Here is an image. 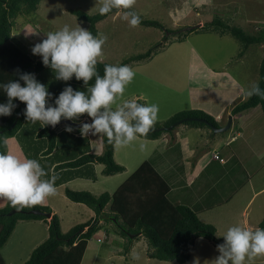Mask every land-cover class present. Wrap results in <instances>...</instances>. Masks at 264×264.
<instances>
[{"label":"rangeland","instance_id":"374dc122","mask_svg":"<svg viewBox=\"0 0 264 264\" xmlns=\"http://www.w3.org/2000/svg\"><path fill=\"white\" fill-rule=\"evenodd\" d=\"M203 2L211 3L209 9L205 7L202 10L199 9L203 7ZM239 2L240 4L235 3V8L230 9L229 6L226 7L223 4L222 0H135L133 11L143 19L160 22L165 29L175 32L172 34L158 28L141 25L133 27L124 18V10L114 9L109 16L97 24V35L107 36L103 45V56L98 58V62L118 65L123 59L143 54L158 44L161 45V48L150 59L136 61L129 65L135 72V76L126 86L124 95L111 105L112 109L115 110L126 100H136L143 104H157L159 106L158 119H160L163 114L166 117L168 108L172 107L173 109L174 107L176 110L187 108L185 104L187 103L188 85L191 81L190 76L194 75L191 64L194 63L192 58L196 54L211 68L212 72H219L220 66L227 63L225 71L230 73V76L243 87L242 97L246 99L245 89L253 83H257L259 79V66L263 58L264 44H259L263 45L262 48L258 44H251L243 55L238 57L242 45L229 34L222 38L219 32L201 30L187 34L184 41L178 42L181 37L180 33L188 29L199 30L205 22L216 18L222 20L225 13L230 10L236 14L240 11L244 21H250L243 26L234 18L223 19L224 21L232 26L241 27L247 34L256 35L260 30L259 26H263L258 21L264 20V0H250L247 7H244V0H239ZM102 3L103 0H41L33 15L25 18L17 17L16 24L11 31L10 41L25 51L33 60L40 59L41 57L34 55L31 49L35 43L46 38L47 32L59 30L65 24L73 28L80 25L88 30V23L78 20L68 12L69 9H78L93 15L99 13ZM253 4L257 6L253 7ZM251 7H253L250 10L251 14L256 17H252L247 11ZM197 15L200 16L197 17ZM202 16L204 18H201ZM28 18L31 19L29 22ZM199 24L203 25L197 26ZM165 37L167 40H164ZM139 93L142 94L140 98ZM258 108L256 114L252 113L253 116L251 114L249 117L245 116L239 120L242 124L243 139L237 138V141L230 146L226 143L236 133L234 126L226 132L209 134L215 135L219 141L221 140L219 144L216 143L218 146L214 149L221 158L225 159L231 153H235L237 156L236 160L230 158L229 162L222 167L214 162L210 170L207 171L208 173L212 172L209 174L210 179L219 178L221 181H225L224 184L219 185L225 195L236 193L229 203L223 204L217 209L218 216H215L219 218V221L226 220L230 226L240 225L237 220L241 221L244 217L249 220V225L258 227V223L264 219V190L253 197L246 208V213L240 214L254 192L264 188V115ZM249 110H246L245 113ZM86 119H89L88 123H91L92 118L88 117L86 113L74 122H82ZM161 122L163 121H156V123ZM66 125L58 126L57 130L65 129ZM154 128L163 127L154 126ZM102 136L103 133L97 135L98 142L96 146H93L94 153H101L103 150ZM141 144L145 145L143 149L140 147ZM149 149H151V143L139 141V137L126 146L114 144V160L124 166L125 171L113 176H105L101 173L103 166L95 164L96 181L83 178L74 179L67 185L56 187V194L47 197L45 202L38 206L49 207L54 211V214L59 218L61 232L67 233L76 225L87 222L90 218L94 219L95 213L84 205L71 202L63 194V189L68 187L74 191H87L95 196L104 192L112 193L138 168L142 161L146 160ZM231 150H235V152H231ZM6 152L21 158L24 157L14 138L7 139ZM166 163L168 165V159L160 166L158 172L167 181L183 178L185 171L183 161L178 159L174 163L176 165H171L172 175H170L171 167H166ZM168 171L170 174L167 173ZM222 174H226V177ZM204 176L207 175L205 174L199 179L200 185L208 181ZM180 184V182L175 183L176 191L169 195L168 199L172 203H176V199L179 198L186 205L190 202V197L185 193V190H178ZM7 202L6 199H0V208L5 207ZM103 211L104 213L108 211V205ZM210 213L212 211L206 214ZM200 217L202 222L207 219L210 222L215 220L211 216L204 218L201 215ZM99 224V229L87 242L80 264H177L155 259L146 262L145 258H149V250L143 236L137 238L133 236L130 239L122 237L112 220L105 221L103 219L99 221ZM216 235L219 238L221 236L218 233ZM48 236L47 224L43 220L39 222L19 221L5 245L0 248V253L6 264H21L28 259L32 249L40 242L45 241ZM130 240L133 241L129 244V251L125 253ZM198 257L200 261L202 260L201 264H204L205 260L214 259L216 255L204 247L200 253H194L188 264H194ZM255 258L247 260L248 264H256Z\"/></svg>","mask_w":264,"mask_h":264},{"label":"trees","instance_id":"16d2710c","mask_svg":"<svg viewBox=\"0 0 264 264\" xmlns=\"http://www.w3.org/2000/svg\"><path fill=\"white\" fill-rule=\"evenodd\" d=\"M41 0H0V83L18 79L17 71L34 73L36 78L47 85L49 91L58 96L63 88L70 84L74 89L86 91L82 80L75 78L70 81L55 79L53 71L43 65L42 58L33 60L25 51L10 41L12 28L17 17L23 18L33 15ZM114 9L112 10V12ZM127 11V10H124ZM68 12L78 20L88 23V30L97 35V24L109 16L100 13L89 15L82 10L69 9ZM139 25L158 28L169 34V31L158 21L141 18ZM31 19L28 18V22ZM208 30L219 32L220 35L229 34L242 45L238 57H241L251 44H264V31L256 35L247 34L238 26H232L227 21L213 19L205 22L199 29H188L179 34L180 41L185 40L187 34ZM167 40V37L164 38ZM161 48L158 44L143 54L130 56L123 59L118 65H130L133 62L148 60ZM105 62H98L96 67L101 76L104 75ZM95 78L89 81L94 84ZM259 86L264 89V56L259 66ZM7 96L0 91V102H6ZM17 107L10 116H0V136L16 139L24 157L37 159L48 173L47 177H56L55 186L65 185L68 181L77 178L96 180L94 165L103 166L101 173L113 176L125 171V167L114 160V142L103 134L101 137L103 150L94 153L93 146L98 142L97 135L90 138L76 136L74 132L65 129L57 130L50 125L41 127L39 122L27 121L24 115L26 104L15 101ZM259 107L264 115V99L253 95L237 103L231 110V115H238L246 110ZM83 115V114H82ZM81 115V116H82ZM63 120V119H62ZM61 120V121H62ZM191 129H206L210 134L213 130L209 125L218 127L219 124L208 113L202 110L179 111L157 127H167L180 122ZM177 127V126H176ZM175 127L170 131L149 132L141 139L154 140L162 134L173 135ZM7 144L0 143V151H6ZM170 187L167 182L153 169L150 162L143 161L138 168L116 188L112 193L104 192L95 196L87 191H74L68 187L63 189V194L73 203L81 204L95 213L94 219L78 224L67 233H62L59 218L52 213L49 207H13L8 201L7 205L0 208V248L5 245L19 221L43 220L48 228V238L37 245L30 253L27 260L21 264H80L88 240L99 229L100 220H112L118 227L122 237L130 239V234L135 238L143 236L148 245V257L163 262H176L185 264L191 257L193 241L202 237L216 243H222L223 238L216 235V229L211 224L199 220L195 211L184 204L172 203L167 198ZM108 211L104 213L105 206ZM17 210L8 215L9 212ZM30 210H40L52 213L50 220L46 217L28 213ZM259 228H264V219L259 223ZM125 253L129 251V244ZM0 264H6L0 253Z\"/></svg>","mask_w":264,"mask_h":264},{"label":"clouds","instance_id":"9594fccd","mask_svg":"<svg viewBox=\"0 0 264 264\" xmlns=\"http://www.w3.org/2000/svg\"><path fill=\"white\" fill-rule=\"evenodd\" d=\"M134 4L135 0H103L99 13L104 15L113 9L127 10L124 18L135 27L141 19L132 10ZM106 40L107 36L93 35L80 25L73 28L65 24L59 30L47 32L46 38L34 44L32 53L42 58L43 65L53 71L55 79L67 82L75 77L83 81L86 91L68 84L50 103L54 94L47 85L40 82L34 73L18 70V79L0 83V91L7 96L6 102H0V116L12 115L18 99L26 104V120L39 122L41 127H54L62 119L77 121L86 113L92 118L91 123L81 122L80 129L66 125L65 130L80 131L85 137L89 132L91 136L103 133L117 146L129 145L138 135L146 136L158 119L159 106L126 100L112 109L111 105L124 95L135 72L129 65L106 64L104 75L99 74L96 65L98 58L103 56ZM93 78L94 84L89 85ZM245 95L264 99V89L259 83H253L245 89ZM0 143L6 145L7 139L0 136ZM140 147L143 149L145 145ZM47 175L37 159L0 151V199H6L14 208L43 204L47 197L55 195L56 177L44 178ZM222 237L223 242L216 246L219 255L205 260L204 264H246L247 260L264 256V228L234 225ZM194 264H200V260L196 259Z\"/></svg>","mask_w":264,"mask_h":264},{"label":"crops","instance_id":"0c3cea01","mask_svg":"<svg viewBox=\"0 0 264 264\" xmlns=\"http://www.w3.org/2000/svg\"><path fill=\"white\" fill-rule=\"evenodd\" d=\"M222 2L226 7L229 6L230 9L235 8V5H236L235 3L240 4L239 0L238 1L222 0ZM248 2H250V0H244V4H245L244 7L249 6ZM210 4H211L210 2H203L202 3L203 7L199 9L202 10L204 7L209 9ZM255 5L256 4H253V7H255ZM253 7H251L247 11L252 17H256V15L253 16L251 14L252 11H250L252 10ZM199 16L200 15H197V17ZM201 18H204V17L202 16ZM231 18H234V20L239 21L238 23H242L241 26H243V24H246L250 21V20H247L248 22H245L244 21L245 19L243 18L240 11L237 12L236 14L233 10L232 11L230 10V12L228 11V13H225V15L222 17V20L223 19L231 20ZM258 22L263 24V26H259L260 27L259 31H264V20H261ZM202 25L203 24H199V26H202ZM224 36H226V34L221 35L222 38ZM259 47L262 48L263 45H259ZM263 56H264V53H263ZM192 60L194 61V63L191 64L193 65L194 75L192 77L190 76L191 81L188 85L187 103L185 104L187 108L177 109V110L174 107L173 109L172 107L168 108V110L166 111V114H167L166 117H165V114H163V116H161V118L158 119L157 121H165V119H168L173 114L179 111L202 110L208 113L209 115H211L216 120V122L219 124L218 127H223L228 122V117L231 116L230 129L234 126L236 129V133L229 138L226 144L230 146L232 143H235L237 141V138L243 139V131L241 128L242 124L240 123L239 120L243 119L245 116L246 118L249 117L252 113L256 114V112L258 111L257 110L258 107H255L254 109H251L246 113L244 111L238 115H231L232 108L237 103L244 100V98L242 97L243 87L239 84L238 81L234 80V78L230 76V73L225 71V67L227 66V63H223V65L220 66L219 72H216V71L212 72L211 68L207 66L205 62H203V60L197 54L196 56L192 58ZM141 96L142 94L139 93V98ZM135 97H138V96H135ZM209 134H210L209 131H207L206 129H191L184 125H178L177 128L174 130V133L172 136L169 134H162L158 139L146 140V139L139 138V141L141 140V141L151 143V149H149L148 151L149 155L144 161L150 162L153 169L169 185L170 191L167 194V198L169 195H171L172 193L176 191L175 183L180 182L181 184L178 186L179 187L178 190L180 189L185 190V193L190 197V202H189L190 204L188 203L186 204V206H188L193 211H195L199 220L201 219L200 217L201 215H203L204 218L206 217L209 218L210 216L213 217L215 220L210 222L207 219L203 223L213 225L216 229V233L221 235L220 236L221 238L225 234L227 229L231 226L229 222H226V220H221L222 221L221 222L219 221V218L215 217V216H218L217 209L222 207L223 204L229 203L233 199L236 193H233V195H229V196L225 195L224 192H222L219 187V185L224 184L225 181H221L219 178H217L218 180L210 179L209 174H212V172L208 173L207 171L208 169L210 170L214 162H217L218 165L222 167V166H225L229 162L230 158L236 160L237 156L235 155V153H231L230 155H227L228 157H226L225 159L221 158L219 156V153L216 150H214L218 146L217 144L221 142V140L219 141L217 136L215 135L211 136ZM231 152H235V150H231ZM167 159L169 160V163L168 165L167 163L165 165L166 167L167 166L171 167L170 169L171 174L169 173V171L167 172L170 175H172V172H173L171 165L172 164L176 165L174 163L177 162L178 159L179 161L180 160L183 161L185 171H184L182 179L176 180V181H167L158 172L160 166L164 164V162ZM94 169H95V166H94ZM205 174L207 176H204V177L207 178L208 181L200 185L198 183L199 179ZM222 175L226 177V174H222ZM72 181H68L65 185L69 184ZM262 190H264V188L254 192V194L251 196L247 204H245V206L243 207L242 212L240 213L241 215H244L246 213V208L252 201L253 197L256 194L260 193ZM175 202L185 205V203H183L182 200H179V198H177ZM209 211H212V213L206 214ZM52 213H54V211H52ZM52 213H51V216H52ZM90 219H93V218H90ZM47 220H50V219L47 218ZM237 221H238V224H240V226L242 227H246V228L251 227L253 229L257 228V225L256 227H254V225H249V220L245 219L244 217L241 221L239 220ZM25 226L28 227L27 224H25ZM218 244L219 243L210 241L202 237L196 238L193 241V244L191 246V257L189 261L187 262V264L191 261L194 253L196 254L200 253V250H202V248L204 247H206L208 250H210V252L218 256L219 253L216 249V246ZM149 260L150 258H147V257L145 258L146 262H149ZM255 260H257L256 264H264V256H258L255 258ZM201 263H202V260L200 261V264ZM246 264H248V261H246Z\"/></svg>","mask_w":264,"mask_h":264},{"label":"water","instance_id":"95a60500","mask_svg":"<svg viewBox=\"0 0 264 264\" xmlns=\"http://www.w3.org/2000/svg\"><path fill=\"white\" fill-rule=\"evenodd\" d=\"M197 26H199V25H197ZM82 122H89V119H86V120H84V121H82ZM181 123V121L180 122H177V123H174V124H172V125H170V126H167V127H163V128H153V130L152 131H150L151 133H153V132H158V131H170V130H172L174 127H176L177 125H179ZM62 124H67V125H71L73 128H75V129H80V125H81V122L80 123H77V122H74V121H72V120H62L61 122H59L56 126H51L50 125V127L51 128H56V127H58V126H60V125H62ZM211 128H212V130H213V132H215V133H222V132H226L227 130H229L230 129V127H231V116H229L228 117V122L226 123V125L225 126H223V127H214V126H212V125H209ZM17 210H13V211H11V212H9L8 213V215H11L12 213H14V212H16ZM28 213H31V214H38V215H41V216H44V217H46V218H51V213H49V212H43V211H40V210H30ZM134 236V234H130V237H133Z\"/></svg>","mask_w":264,"mask_h":264},{"label":"built area","instance_id":"2783aa9c","mask_svg":"<svg viewBox=\"0 0 264 264\" xmlns=\"http://www.w3.org/2000/svg\"><path fill=\"white\" fill-rule=\"evenodd\" d=\"M91 134H92V133L89 132L86 136L89 137V136H91ZM75 135H76V136H79V135H81V136H85V135H82L80 131H76V132H75Z\"/></svg>","mask_w":264,"mask_h":264}]
</instances>
